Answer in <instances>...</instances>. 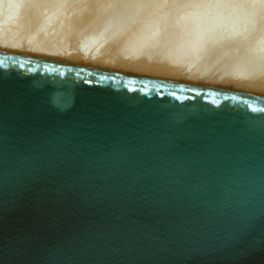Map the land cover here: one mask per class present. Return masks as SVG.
<instances>
[{"label": "water", "instance_id": "1", "mask_svg": "<svg viewBox=\"0 0 264 264\" xmlns=\"http://www.w3.org/2000/svg\"><path fill=\"white\" fill-rule=\"evenodd\" d=\"M0 264H264V97L0 51Z\"/></svg>", "mask_w": 264, "mask_h": 264}, {"label": "bare ground", "instance_id": "2", "mask_svg": "<svg viewBox=\"0 0 264 264\" xmlns=\"http://www.w3.org/2000/svg\"><path fill=\"white\" fill-rule=\"evenodd\" d=\"M2 29L3 52L264 95V0H0Z\"/></svg>", "mask_w": 264, "mask_h": 264}, {"label": "rangeland", "instance_id": "3", "mask_svg": "<svg viewBox=\"0 0 264 264\" xmlns=\"http://www.w3.org/2000/svg\"><path fill=\"white\" fill-rule=\"evenodd\" d=\"M6 29V28H5ZM5 29H2L0 32H4V31H6V32H8V30H5ZM74 43V42H73ZM73 43H71V44H73ZM67 63H73L74 64V62L73 61H69V62H67ZM76 64V63H75ZM78 64V63H77ZM80 65V64H79ZM85 66V65H84ZM86 66H88V65H86ZM99 65L97 64V65H95L94 64V67L92 66V65H90V66H88V67H92V68H97ZM100 67V66H99ZM98 67V68H99ZM109 68V67H104L103 68V70H107V69ZM111 68V67H110ZM109 68V69H110ZM109 69H108V71H109ZM102 70V69H101ZM115 70V69H114ZM114 70H112V68L110 69V71H114ZM115 72H117V73H123V74H131V75H139V76H146V77H151V78H157V79H164V80H170V81H176V82H183V83H187V82H184V81H181L182 79H176V78H172V77H166L165 75H161V76H156L158 73H151V74H141V73H137V72H124V71H119V70H117V71H115ZM153 75V76H152ZM159 75V74H158ZM203 86V85H202ZM205 86V85H204ZM207 87V86H206ZM219 89H225V90H229V89H227V87H224V88H219ZM231 91H235V92H240V93H245V94H251V95H257V96H263L264 97V95H263V93L261 94V93H258L257 94V92H246V91H244L243 92V90L241 91L240 89L239 90H232L231 89Z\"/></svg>", "mask_w": 264, "mask_h": 264}]
</instances>
